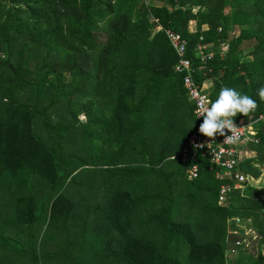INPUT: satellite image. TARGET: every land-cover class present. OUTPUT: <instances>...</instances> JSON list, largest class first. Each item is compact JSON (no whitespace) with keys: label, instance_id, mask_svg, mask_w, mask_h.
I'll return each instance as SVG.
<instances>
[{"label":"trees","instance_id":"obj_1","mask_svg":"<svg viewBox=\"0 0 264 264\" xmlns=\"http://www.w3.org/2000/svg\"><path fill=\"white\" fill-rule=\"evenodd\" d=\"M235 25L239 33L230 38ZM165 30L185 39L189 53L200 38L215 50L227 44L224 57L217 51L206 64L210 71L205 77L198 73V80L210 81L209 101L221 88H235L257 102L255 117L264 115L258 95L264 87V0H0V222L8 215L20 225L36 222L37 198L25 186L39 175L57 189L48 226L70 232L81 216L63 189L79 167L72 165L66 142L68 136L77 140L79 128L95 125L111 138L105 143L117 157L134 152L138 157L133 168L124 162L110 174L114 182L98 192L108 199L100 207L97 200L88 212L103 211L95 219V240L119 244L120 262L110 264H184L172 254L179 240L186 245V264H228L226 249H240L237 264H264V181L261 188L232 190L218 204L219 182L206 159L196 156L198 176L185 179L178 196L186 198L188 208L197 198L202 216L192 225L174 218L178 197L168 182L183 177L185 167L170 159L198 121L173 71L177 55ZM250 42L251 58L243 57L241 46ZM76 103L82 112L71 110ZM241 118L238 113L234 122ZM257 128L258 142L238 147L256 153L237 165L253 178L264 166V121ZM168 159L173 163L163 191L153 177L163 176L159 169ZM145 215L151 239L134 232ZM231 217L254 219L256 235L229 233ZM159 241H166L165 247ZM115 252L108 248L105 260L111 262Z\"/></svg>","mask_w":264,"mask_h":264},{"label":"rangeland","instance_id":"obj_2","mask_svg":"<svg viewBox=\"0 0 264 264\" xmlns=\"http://www.w3.org/2000/svg\"><path fill=\"white\" fill-rule=\"evenodd\" d=\"M147 5L158 6L160 5L158 2H147ZM194 24H190V28L192 29ZM230 38L233 36H237L240 30L238 25H235L231 29ZM154 33V32H153ZM253 46V42L243 43L241 46L242 56L251 58L249 53L252 51L251 48ZM220 53L222 51V47L220 49H213L214 53ZM35 64L32 63L31 67ZM36 66H39V61L36 63ZM211 83L208 81L205 83V93L209 95ZM187 100V99H186ZM81 106L76 103L75 106H71V110L75 112H82ZM84 120V118H82ZM89 127V128H88ZM86 128H79L78 134L76 135L75 142L69 137V141L66 142V151L73 153L74 158H72V165L78 168V171L75 172L76 175L73 177V181L69 180L64 188L67 190L69 188H76L77 190H81L82 192L89 191L91 193L90 196L93 199H87L85 196H82V192L72 194V199L75 201V212L81 217L75 219L74 226L71 227L70 232L61 230L58 228L60 226H48V218H49V208L50 201L54 197L57 192L56 188H50L48 184L43 180L39 175H33L31 177L30 184H27L25 188L36 195L37 198V208H36V216L37 220L31 225H20L14 219L10 218V215L5 216L4 220L0 222V264H91L96 260L98 264H105L107 262L105 260L106 255L108 254V248L116 253V258H109L110 263H116V260L120 262L119 259V244L107 245L106 243H101L95 240L94 233V223L95 219L103 213L100 210V205H103L106 201L105 196L100 198V193H95L98 189H107L110 187L109 180L110 175L113 171H118V167H122L124 162L131 163L132 168L137 164L136 161L138 157L135 158L136 153H132L127 158L122 156L117 157L113 154L115 151L114 147H108L106 143H109L107 136L100 135L101 132L95 125L88 126ZM92 134V135H91ZM167 136V135H166ZM92 141V142H91ZM73 142V144L71 143ZM106 142V143H105ZM90 143H93V147L90 148ZM76 144V145H75ZM92 145V144H91ZM131 151V150H130ZM67 154V155H65ZM64 156H68L69 153H65ZM248 157L255 158L256 153H248ZM244 158H247L242 153ZM146 159V158H145ZM172 159V158H171ZM170 159V160H171ZM169 159L165 161L159 172H161L162 177H153V180L158 184H162V190H166V173L171 171L170 165L173 162H169ZM145 166H147L146 162H144ZM128 164V163H127ZM260 172L263 174L259 176V182L254 184L253 181L250 183L252 187L261 188L264 181V166H260ZM248 175V174H247ZM183 176V175H182ZM250 177V176H249ZM185 174L183 177H180L177 182L174 183L173 180H170L168 184L172 187L173 194L175 198H177V203H175V216L176 220H185L192 224H194V220L197 222L198 219L201 218V203L197 198L193 199V202H190V206L188 208V202L186 198H182L178 195L182 193L184 190L185 183ZM88 184V185H87ZM88 188V189H86ZM66 193H68L66 191ZM101 199H104L101 201ZM260 199L264 200V195L260 196ZM98 200V202H96ZM99 204V207L96 211L90 212L92 207ZM87 211V213H86ZM85 215L86 218L82 215ZM12 217V216H11ZM75 217V218H76ZM143 220H140L141 225L139 229L137 227L134 228V232L136 234H141L147 239H151L148 234V229L150 224L147 222L148 218L142 217ZM238 220V221H237ZM245 219H238L237 217H231L227 220L229 223L234 224V228H228L230 232H244L245 234L256 235L255 227H254V219H249L248 221ZM85 224L83 231L81 232L80 227L82 224ZM57 227V228H56ZM83 227V226H82ZM79 228V229H77ZM148 228V229H147ZM82 240L78 243L79 240ZM159 246L165 247L166 241H159ZM185 243L182 240L177 241L174 245V252H172L174 257L177 260H180L182 263L186 264V251H185ZM167 248L173 249V245L171 242L167 243ZM240 249H226L225 256H227L228 264H237V259L239 256ZM264 251V249H263ZM262 251V252H263ZM251 261L249 259L246 260ZM250 263V262H249ZM248 264V263H246Z\"/></svg>","mask_w":264,"mask_h":264},{"label":"built area","instance_id":"obj_3","mask_svg":"<svg viewBox=\"0 0 264 264\" xmlns=\"http://www.w3.org/2000/svg\"><path fill=\"white\" fill-rule=\"evenodd\" d=\"M159 30L161 28L156 26L155 31ZM164 32L177 55V63L173 71L181 77L186 96L193 105V113L198 121L195 130L188 137L182 150L171 160H179L185 167L184 174L186 180L189 181L198 176V167L194 163V158L198 156L200 159H206L208 170L212 172L213 178L219 182L216 201L218 204H223L232 190H240L247 185L252 186L250 182H254L252 177L239 172L237 169L240 160L238 146L247 140L258 142L256 138L257 124L264 121V115L255 117L252 113L249 117L241 118L235 122L237 127H240L241 133L240 140L236 144L223 143L224 137L219 135L212 142L210 138L200 134L198 129L203 117L199 116L202 114L203 108L209 106L210 99L209 95L205 93V82H200L197 74L201 72L202 76L205 77L206 71H210L206 64L215 56L213 47L210 44H203L200 38L199 43L194 45L191 53H189L188 42L185 39L170 30ZM220 47H222V51H220L219 56L223 58L228 51V46L223 44ZM225 131L227 132V130ZM227 134L231 135L230 132ZM196 144H203L204 147L194 148L193 146ZM238 244L239 242H237Z\"/></svg>","mask_w":264,"mask_h":264},{"label":"clouds","instance_id":"obj_4","mask_svg":"<svg viewBox=\"0 0 264 264\" xmlns=\"http://www.w3.org/2000/svg\"><path fill=\"white\" fill-rule=\"evenodd\" d=\"M259 97L264 100V87L258 91ZM258 108L257 102L249 95L241 94L235 88L223 87L220 89L217 98L209 101V106L204 107L202 114L203 121L199 126V133L215 141L217 135L224 137L223 143L236 144L240 140V127H237L234 118L237 114L249 117ZM231 135H228L227 132ZM204 147L203 144L193 146Z\"/></svg>","mask_w":264,"mask_h":264},{"label":"crops","instance_id":"obj_5","mask_svg":"<svg viewBox=\"0 0 264 264\" xmlns=\"http://www.w3.org/2000/svg\"><path fill=\"white\" fill-rule=\"evenodd\" d=\"M206 28L204 27L203 28V30H205ZM190 30L191 31H194V27L191 29L190 28ZM82 118H84V117H80V120H82ZM84 120H85V118H84ZM84 120H82V121H84ZM247 141H249V140H247ZM247 141H245V142H247ZM243 144V143H242ZM241 145V144H240ZM239 145V146H240ZM238 146V147H239ZM239 152H240V159H242V158H244L243 156H242V153L245 155V156H249V155H247L248 153H254V151H250V150H248V149H239ZM260 175L262 176L263 174L260 172ZM259 175V176H260ZM251 177V176H250ZM253 178V177H252ZM254 179V184H256V181H257V183L259 182V177L258 178H253ZM29 180V179H28ZM31 181V180H30ZM114 182V179L113 178H110V180H109V184H112ZM23 185V184H22ZM88 185V184H87ZM86 189H88V188H86ZM23 190V189H22ZM66 191L68 192V193H66ZM100 191V189H98L97 191H95L93 194H97L98 192ZM65 192V194L67 195V196H69V197H73L72 196V194H74V193H80V190H77L76 188H69L68 190L66 189V188H64L63 189V193ZM88 194H90L91 195V193L89 192V191H86V192H82V196H86V195H88ZM56 195H54V197H55Z\"/></svg>","mask_w":264,"mask_h":264}]
</instances>
